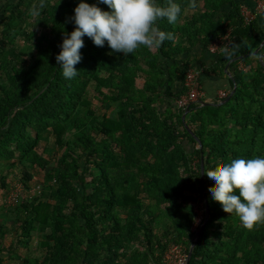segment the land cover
Listing matches in <instances>:
<instances>
[{
	"label": "trees",
	"instance_id": "1",
	"mask_svg": "<svg viewBox=\"0 0 264 264\" xmlns=\"http://www.w3.org/2000/svg\"><path fill=\"white\" fill-rule=\"evenodd\" d=\"M254 1L195 0L192 7L176 0L178 22L157 21L174 39L127 56L85 36L78 76L67 79L55 57L75 27L79 0H47L38 17L31 14L38 0H0V163L17 169L24 190L40 185L13 204L8 245L0 226V264H165L171 247L188 254L192 245L188 264H264V223L250 230L225 212L204 174L264 156L263 51L253 54L264 41V12L248 24L241 16ZM228 29L234 55L228 60L222 50L215 66L222 75L232 69L225 98L233 94L221 105L225 98L181 110L175 101L186 92L194 47L205 52ZM21 38L29 55L16 48ZM239 62L252 66L244 71ZM0 184L5 200L12 186L2 175ZM195 192L200 224L204 198L209 209L197 239ZM34 237L42 258L16 245L28 249Z\"/></svg>",
	"mask_w": 264,
	"mask_h": 264
},
{
	"label": "clouds",
	"instance_id": "2",
	"mask_svg": "<svg viewBox=\"0 0 264 264\" xmlns=\"http://www.w3.org/2000/svg\"><path fill=\"white\" fill-rule=\"evenodd\" d=\"M100 4L108 8L103 9ZM46 6L47 0H38L31 7V14L40 16ZM191 6H196L195 0ZM181 12L176 0H168L166 5H158L157 0H79L70 18L75 27L64 34L56 62L65 78L77 77L75 65L82 59L85 36L96 46L107 43L113 52L125 56L142 46L149 50L158 48L165 40H173L174 34L162 30L157 21L166 19L176 24ZM223 54L228 60L234 55L228 46L223 48ZM204 174L216 185L209 190L210 198L220 202L225 212L237 216L250 230L264 223V156L235 158L216 170H204Z\"/></svg>",
	"mask_w": 264,
	"mask_h": 264
},
{
	"label": "built area",
	"instance_id": "3",
	"mask_svg": "<svg viewBox=\"0 0 264 264\" xmlns=\"http://www.w3.org/2000/svg\"><path fill=\"white\" fill-rule=\"evenodd\" d=\"M263 12H264V0H255L254 7L252 9H249L246 6H243L241 8V16L245 24H248L257 15L262 14ZM228 35H229V29L226 31L224 35L214 38L208 45L209 51L214 54H218L219 52H221L225 46H228V42H229ZM199 75L200 72L193 68H188V70L186 71L184 78V86L186 87V92L175 101V105L181 110L185 111L191 103L201 105L204 92L202 91L201 88ZM227 95H228L227 91H220L218 97L219 99H222L225 98ZM16 184L18 188L16 190L11 189L9 194L6 196L7 198L6 202L9 204H14L20 197H22L21 196L22 194H19L20 191H24L25 194L26 191L29 192L32 190L33 194L35 192L40 191V185H36L35 188H32L30 190H24L23 186L20 183H16ZM168 252L173 256L172 263L171 260H168L167 258ZM181 255L183 256L181 257ZM186 260H187V253L180 246L171 247L164 255L165 264H185Z\"/></svg>",
	"mask_w": 264,
	"mask_h": 264
},
{
	"label": "rangeland",
	"instance_id": "4",
	"mask_svg": "<svg viewBox=\"0 0 264 264\" xmlns=\"http://www.w3.org/2000/svg\"><path fill=\"white\" fill-rule=\"evenodd\" d=\"M201 5H197V7H200ZM27 40L26 38H21L20 40L17 41V45L16 48H20V50L25 54V55H29L32 50H28V45H27ZM139 82H142V79H139ZM91 93H93L91 91ZM94 105L99 104L95 99H92ZM41 145L39 146V152H41L42 150V145L44 144L43 141H41L40 143ZM14 172H17V169L15 168L14 170H11V168H6V165H4V162L1 161L0 163V175L5 177V181H9V185L12 186L11 188L13 190H16L17 184L19 183L17 180V178L14 176ZM37 173V172H36ZM34 174V179L35 180H39L38 182L42 183L44 182V178H42V175L40 173ZM16 184V185H15ZM5 189L3 186H1L0 184V226H3V229H7L8 231H6L5 233V237L3 239L2 242L5 243V245H8L10 243V241L12 240V235L11 234V230H12V224H15L17 222V212L14 209V205L13 204H9L6 202V197L5 200L3 196V192H5ZM32 189V188H31ZM5 194V193H4ZM19 194H22L21 196L23 198H29V196H31L33 194V191H26V194L24 193V191H20ZM192 194V193H191ZM193 195L196 198V202L193 203L195 210L197 212L196 217H195V223L192 226V229H195L198 225L200 226V220L202 218V212H203V203L202 201H200V199L198 198V193L195 192L193 193ZM26 196V197H25ZM193 202V201H192ZM11 229V230H10ZM11 231V232H10ZM37 237L33 238V241L31 243L28 244V249L23 247L21 245V243L16 242V245L18 246L19 251L24 252L25 250H27V252H30V255L33 256H39L40 258H42L40 252H39V246L37 245L36 241H37ZM183 248V247H182ZM183 255H181L182 257ZM167 258L168 260H171V263L173 262V256L168 252L167 254Z\"/></svg>",
	"mask_w": 264,
	"mask_h": 264
},
{
	"label": "crops",
	"instance_id": "5",
	"mask_svg": "<svg viewBox=\"0 0 264 264\" xmlns=\"http://www.w3.org/2000/svg\"><path fill=\"white\" fill-rule=\"evenodd\" d=\"M263 14V13H262ZM262 19H264V14L261 15ZM221 36V35H220ZM210 44V43H209ZM208 44V45H209ZM260 47V48H259ZM253 54H256L259 49L263 52L257 56V60L262 62L264 65V41L261 43ZM220 53V52H219ZM217 54L211 53L207 47V50L203 52L200 47H194L192 52V64L189 68H193L200 72L199 80L201 83L203 94V101L206 103H212L216 98L219 99L218 95L220 91H227L229 93L230 90V76H232V69L226 70L225 66L224 71L229 72L228 74L222 75L218 71L217 66H215V56ZM261 57V60H260ZM238 59H241L240 57ZM254 65V62H251ZM252 65L244 64L243 62L238 63V68L244 71L248 70Z\"/></svg>",
	"mask_w": 264,
	"mask_h": 264
},
{
	"label": "water",
	"instance_id": "6",
	"mask_svg": "<svg viewBox=\"0 0 264 264\" xmlns=\"http://www.w3.org/2000/svg\"><path fill=\"white\" fill-rule=\"evenodd\" d=\"M259 48H260V47H259ZM260 60H261V57H260ZM233 92H234V88H233V90L231 91V93L229 94V96H228L227 98H225L224 101L219 102L218 105H221V104L225 103L226 101H228L229 97L233 94ZM205 104H211V103H206V102H202V103H201V105H205ZM185 112H187V110H185ZM183 116H184V115H183ZM201 168H203L202 165H201ZM204 204H205V217H204V219H203L201 225H200V226L198 227V229L195 231V238H196V239L200 236V234H201L202 230L204 229V227H205V225H206V223H207V221H208V218H209V209H208V206H207V203H206L205 198H204ZM192 248H193V245L191 246V248H190L189 251H188V254H187V260H186V263H185V264H188V262H189V258H190V255H191Z\"/></svg>",
	"mask_w": 264,
	"mask_h": 264
}]
</instances>
